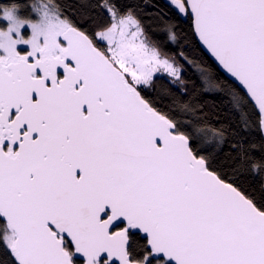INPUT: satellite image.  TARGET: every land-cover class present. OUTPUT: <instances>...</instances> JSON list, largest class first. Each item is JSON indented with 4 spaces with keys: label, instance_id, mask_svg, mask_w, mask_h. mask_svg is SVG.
Instances as JSON below:
<instances>
[{
    "label": "snow or ice",
    "instance_id": "1",
    "mask_svg": "<svg viewBox=\"0 0 264 264\" xmlns=\"http://www.w3.org/2000/svg\"><path fill=\"white\" fill-rule=\"evenodd\" d=\"M0 264H264V0H0Z\"/></svg>",
    "mask_w": 264,
    "mask_h": 264
}]
</instances>
